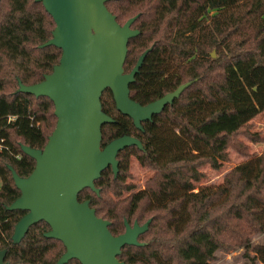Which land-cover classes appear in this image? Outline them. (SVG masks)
<instances>
[{
  "label": "trees",
  "instance_id": "trees-1",
  "mask_svg": "<svg viewBox=\"0 0 264 264\" xmlns=\"http://www.w3.org/2000/svg\"><path fill=\"white\" fill-rule=\"evenodd\" d=\"M108 9L120 24L137 16L124 64L130 72L148 48L145 61L130 86L133 100L146 105L181 84L194 82L164 110L137 129L116 108L112 92L102 95V109L115 121L102 127V147L128 134L143 149L126 147L117 155L119 172L106 168L95 181L97 194L82 190L96 214L109 220L113 235L122 234L125 221L144 224V246L126 245L119 259L126 264H210L219 249L253 250L264 263V153L237 165L216 188H196L199 168L218 169L229 150L248 155L240 139L256 136L251 121L264 112V0H110ZM55 22L36 0H0V250L10 264H56L63 243L47 238L50 226H31L14 243L15 224L23 210H8L20 190L12 166L26 177L36 161L21 145L42 149L57 124L48 97L18 91L19 80L31 85L58 64L62 50L50 45ZM212 50L217 55L212 56ZM154 170L142 190L135 191L130 160ZM128 192V195H124ZM68 264H80L71 260Z\"/></svg>",
  "mask_w": 264,
  "mask_h": 264
},
{
  "label": "water",
  "instance_id": "water-1",
  "mask_svg": "<svg viewBox=\"0 0 264 264\" xmlns=\"http://www.w3.org/2000/svg\"><path fill=\"white\" fill-rule=\"evenodd\" d=\"M36 1L55 22L52 38L40 47L56 46L62 55L42 81L26 85L19 80L18 91L52 100L57 124L44 148L21 145L36 161L30 175L21 177L9 166L20 196L7 209L26 211L15 224L12 240L20 243L31 226L44 221L50 226L45 236L65 247L56 264L74 259L81 264H126L119 259L122 248L144 246L139 236L148 230L151 219L142 225L125 221V231L113 235L111 222L96 214L90 200L78 198L85 188L100 193L95 181L106 168L111 167L117 177L120 151L131 146L143 149L141 140L128 134L102 147V127L115 121L103 111L102 95L109 89L117 110L143 130L142 122L173 104L194 80L142 105L131 98L130 86L152 47L139 56L130 72L124 69L129 41L140 34L132 27L137 16L120 24L106 5L110 0ZM6 253L0 250V264H10Z\"/></svg>",
  "mask_w": 264,
  "mask_h": 264
},
{
  "label": "rangeland",
  "instance_id": "rangeland-1",
  "mask_svg": "<svg viewBox=\"0 0 264 264\" xmlns=\"http://www.w3.org/2000/svg\"><path fill=\"white\" fill-rule=\"evenodd\" d=\"M217 55L216 50H212ZM249 131L254 134L257 140L241 136L239 140L246 145L248 155L238 153L234 149L229 150V160L222 163L218 169L213 168L210 164L203 165L199 168L202 172V177L199 181L195 182L196 188L217 186L224 183L225 176L234 169L237 165L251 159H256L264 153V112L255 117L250 125ZM130 173L131 177L128 178L129 182L135 184V191L142 190L146 181L154 174V170L144 167L140 164L138 159L134 156L130 160ZM1 187V180H0ZM128 195V192L124 194ZM264 244L263 234H254L252 236V245ZM210 264H264L259 256L251 249L228 247L219 249L215 252L214 257L210 260Z\"/></svg>",
  "mask_w": 264,
  "mask_h": 264
},
{
  "label": "flooded vegetation",
  "instance_id": "flooded-vegetation-1",
  "mask_svg": "<svg viewBox=\"0 0 264 264\" xmlns=\"http://www.w3.org/2000/svg\"><path fill=\"white\" fill-rule=\"evenodd\" d=\"M151 121H152V120H151ZM146 122H147V121H146ZM142 123H144V122H142ZM134 126H135V125H134ZM135 127H136V126H135ZM137 129H138V128H137ZM139 130H140V129H139ZM25 214H26V213H25ZM75 260H76V259H75ZM77 261H78V260H77ZM69 262H70V261H69ZM69 262H68V263H69ZM78 262H79V261H78ZM68 263H67V264H68ZM79 263H80V262H79ZM80 264H81V263H80Z\"/></svg>",
  "mask_w": 264,
  "mask_h": 264
}]
</instances>
